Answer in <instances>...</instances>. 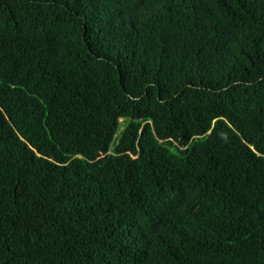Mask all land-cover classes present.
<instances>
[{"label": "trees", "instance_id": "trees-1", "mask_svg": "<svg viewBox=\"0 0 264 264\" xmlns=\"http://www.w3.org/2000/svg\"><path fill=\"white\" fill-rule=\"evenodd\" d=\"M0 264H264V0H0Z\"/></svg>", "mask_w": 264, "mask_h": 264}]
</instances>
